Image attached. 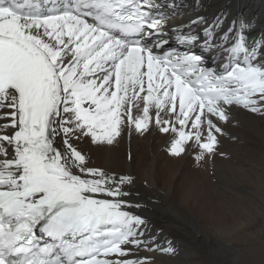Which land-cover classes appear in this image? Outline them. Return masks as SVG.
<instances>
[{
  "label": "snow or ice",
  "instance_id": "obj_1",
  "mask_svg": "<svg viewBox=\"0 0 264 264\" xmlns=\"http://www.w3.org/2000/svg\"><path fill=\"white\" fill-rule=\"evenodd\" d=\"M158 7L73 0L54 12L0 0V264H155L138 253L175 255L171 241L157 243L160 230L150 234L144 205L126 199L135 177L90 167L73 140L114 146L126 129L154 127L171 157L192 152L199 165L230 158L224 138L238 137L224 125L234 109L264 119V43H249L250 24L233 19L217 35L221 11L191 22L199 34L178 35L181 47L202 36V50L225 61L217 70L190 50L153 51L169 43Z\"/></svg>",
  "mask_w": 264,
  "mask_h": 264
},
{
  "label": "bare ground",
  "instance_id": "obj_2",
  "mask_svg": "<svg viewBox=\"0 0 264 264\" xmlns=\"http://www.w3.org/2000/svg\"><path fill=\"white\" fill-rule=\"evenodd\" d=\"M156 3L168 16V37L189 31L199 34L202 25L192 24L195 18L203 16L211 23L223 11L227 20L217 35L229 21L243 19L251 26L246 37L249 43L254 38L264 43V0ZM231 116L224 130L238 140L224 138V150L230 158L216 157L214 162L205 160L199 165L192 152L180 159L171 157L166 150L168 136L154 127L147 134L136 132L134 126L126 129L114 146L98 147L89 140H73L89 158L90 167L135 177L134 185L126 189L133 195L126 199L144 205L138 214L147 219L150 234L157 235L160 230L157 243L166 246L171 241L176 248L175 255L141 250L139 258L152 256L155 264H225V253L229 255L226 247L230 245L247 264H253V258L264 249V242L240 244V240L248 242L264 229V119L259 113L242 109H234ZM58 143L62 146L59 138ZM222 176H228L226 188L222 187ZM258 217L260 223L252 227Z\"/></svg>",
  "mask_w": 264,
  "mask_h": 264
},
{
  "label": "rangeland",
  "instance_id": "obj_3",
  "mask_svg": "<svg viewBox=\"0 0 264 264\" xmlns=\"http://www.w3.org/2000/svg\"><path fill=\"white\" fill-rule=\"evenodd\" d=\"M226 177H228V176H222V187L223 188H226L225 182H224ZM256 220H257L256 224L254 222L253 223L254 225H252V227L253 226L256 227L260 223L261 217L256 218ZM260 242H264V229L261 232H259L258 234L249 238L248 242L244 239L240 240V244H242V245H244L245 243L257 244ZM226 252H229V255H227L225 253V260H224L225 264H238V263L239 264H247V262L244 261L243 258H241V256H238V251L236 248H232V246L228 245V247H226ZM252 262H253V264H264V249L262 250L261 253H257L255 259L253 258Z\"/></svg>",
  "mask_w": 264,
  "mask_h": 264
}]
</instances>
